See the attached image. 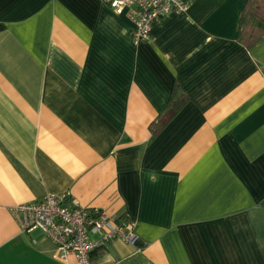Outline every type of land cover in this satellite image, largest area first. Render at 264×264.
I'll use <instances>...</instances> for the list:
<instances>
[{
    "label": "crops",
    "instance_id": "1",
    "mask_svg": "<svg viewBox=\"0 0 264 264\" xmlns=\"http://www.w3.org/2000/svg\"><path fill=\"white\" fill-rule=\"evenodd\" d=\"M186 1L135 43L101 0H0V264L74 263L11 213L63 192L135 222L90 264H264V37Z\"/></svg>",
    "mask_w": 264,
    "mask_h": 264
},
{
    "label": "built area",
    "instance_id": "2",
    "mask_svg": "<svg viewBox=\"0 0 264 264\" xmlns=\"http://www.w3.org/2000/svg\"><path fill=\"white\" fill-rule=\"evenodd\" d=\"M116 14L125 13L134 28L130 39L147 40L154 24L171 12L188 8L186 0H101ZM20 228L26 232L39 230L55 246L62 261L72 256L73 264H90L89 253L100 243L120 238L130 244L138 239L135 222L106 209H91L77 204L70 192L46 194L34 202L11 208ZM91 233L99 235L92 240Z\"/></svg>",
    "mask_w": 264,
    "mask_h": 264
},
{
    "label": "trees",
    "instance_id": "3",
    "mask_svg": "<svg viewBox=\"0 0 264 264\" xmlns=\"http://www.w3.org/2000/svg\"><path fill=\"white\" fill-rule=\"evenodd\" d=\"M262 37H264V0H246L238 22L237 40L246 48H250ZM185 103L184 94L174 88L164 116L158 119L157 123L152 124V131L157 132L164 127Z\"/></svg>",
    "mask_w": 264,
    "mask_h": 264
}]
</instances>
